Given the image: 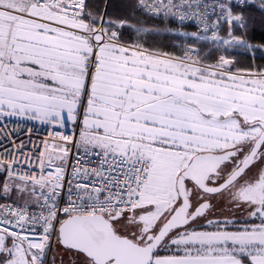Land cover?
Listing matches in <instances>:
<instances>
[{"label":"snow or ice","instance_id":"obj_1","mask_svg":"<svg viewBox=\"0 0 264 264\" xmlns=\"http://www.w3.org/2000/svg\"><path fill=\"white\" fill-rule=\"evenodd\" d=\"M253 8L264 0L136 2L167 34L250 53L233 25ZM125 26L147 31L87 0H0V264H47L53 243L69 264H264V67L206 64L196 44L149 52ZM25 121L79 131L49 132L33 172ZM218 204L245 221L208 219Z\"/></svg>","mask_w":264,"mask_h":264},{"label":"trees","instance_id":"obj_2","mask_svg":"<svg viewBox=\"0 0 264 264\" xmlns=\"http://www.w3.org/2000/svg\"><path fill=\"white\" fill-rule=\"evenodd\" d=\"M133 0H109L108 4L105 7L104 0H87L88 8H91L95 12L104 14V20H112L114 22H119L121 20L125 21L126 24H132L135 20L140 21L144 25H149L151 30H149L146 35L137 34V32L132 27H122L119 28L121 39L124 42L135 44L139 39L140 43L145 47L157 49L162 52H173V53H183V50L177 46L176 41L179 44H183L184 39L176 35L167 34L163 29L165 28V23L163 21H152L150 19L136 18L133 14ZM106 9V11H105ZM240 9L237 7L236 11ZM244 11L249 13L247 28L241 34L248 39V41L264 45V13L256 9H244ZM109 27L107 23L104 25ZM170 27H173L174 24H170ZM234 26V25H233ZM227 24L222 25V33L227 32ZM185 29L189 30L185 27ZM156 30V31H154ZM233 32H240L237 28L233 27ZM188 41V40H187ZM201 51V57L209 60H217L218 56L221 53L217 50H211L206 55L203 53L205 46L199 44ZM257 54L254 55V58L249 56V54L243 50L242 47L232 48L227 52L228 58L234 59L233 68H251L250 65L254 67H264V56L258 55L260 52L259 49L256 50ZM225 54V51H224Z\"/></svg>","mask_w":264,"mask_h":264},{"label":"built area","instance_id":"obj_3","mask_svg":"<svg viewBox=\"0 0 264 264\" xmlns=\"http://www.w3.org/2000/svg\"><path fill=\"white\" fill-rule=\"evenodd\" d=\"M108 1L109 0H104V3H105V7L106 5L108 4ZM134 1V10H135V14L137 16H139L140 18H144V19H150L152 21H162L161 19H157L155 17H152V16H149V15H144L141 11L137 10L136 9V2L137 0H133ZM104 16V14H103ZM214 19V17H213ZM174 26H177L175 23H173ZM224 23L222 22L220 24V28L222 27ZM99 26V25H98ZM186 28L189 29V31H194L196 30L195 29V25L194 24H188L186 26ZM208 35H211V32L208 33ZM129 44H132V43H129ZM142 47V46H140ZM162 53H168L170 55H174V56H181L183 55V53H172V52H162ZM199 56L200 58L201 57V54L199 52ZM203 62L204 63H214L216 60H209V59H205V58H202ZM256 67H253V69H255ZM235 70V69H234ZM15 124V121L9 123L8 127L9 129H11ZM24 128H32V133H31V136H27L25 135L24 131L22 130L20 133H19V136H18V140L19 139H23L24 142H25V148H24V151L25 152H29V153H32V162H33V167H32V171L33 172H38L39 169H38V164L35 160V157L36 155L39 154L40 151H43V147H42V144H41V141L42 140H45V139H48V134L49 132H62L64 133L65 135H73V133L75 132L76 134H78V128H75V127H72V128H58V127H53L51 125H48V124H41L39 122H33V121H25L24 122ZM29 140L32 141V143L29 142ZM92 162H93V165H95L96 163V158L93 157L92 158ZM75 163V155H74V150H73V153L70 154V157H69V173L71 172V169H72V165ZM27 165L24 166L25 170H27ZM2 202V201H0Z\"/></svg>","mask_w":264,"mask_h":264},{"label":"rangeland","instance_id":"obj_4","mask_svg":"<svg viewBox=\"0 0 264 264\" xmlns=\"http://www.w3.org/2000/svg\"><path fill=\"white\" fill-rule=\"evenodd\" d=\"M135 8H134V5H133V14H134V16L136 17V18H139L136 14H135V10H134ZM137 22H138V20H135V22L134 23H132V25H136V26H139V27H143V28H145V29H147V31H144V32H140V33H137V34H140V35H146V34H148L147 32L151 29L150 28V26L149 25H144V24H142L140 21V23L139 24H137ZM233 27H235V28H237L238 29V31L240 32V34H238V32H234V34L235 35H237V36H240V35H243V34H241V33H243L244 31H245V29H240L239 27H237L235 24H234V26ZM171 28H173V29H176L177 28V26H173V27H171ZM222 27L220 28V34L221 35H224L225 37H226V32H223L222 33ZM164 30V29H163ZM181 30H186V31H189V30H187V29H181ZM154 31H156V30H154ZM179 36V35H178ZM180 38H183L184 39V42H183V44L184 43H188V44H196V46L200 49V52H202L201 51V48H200V46H199V44H203L204 46H205V49H204V51H203V53L206 55L208 52H210L211 50H214V49H217L220 53H221V55H225V56H227L228 57V55H227V52L229 51V50H232V48H227V49H225V47L224 46H217V45H215L214 43H211V42H195V41H193V40H191V39H188V41L186 40L185 41V38L184 37H181V36H179ZM247 39V38H246ZM248 40V39H247ZM136 41H138L137 42V44H140V40L139 39H136ZM249 43H251V44H254V45H257L258 47H256V48H254L253 50H252V53H254V55L255 54H257V49H259V53H258V55H263L264 56V45H261V44H255V43H252V42H250V41H248ZM142 43V42H141ZM183 44H178V47H180L181 49H182V46H183ZM236 48V47H235ZM243 48V47H242ZM243 50H245L248 54H249V56H251L252 58H254V55L252 54V53H250L249 52V50L248 49H245V48H243ZM224 51H225V54H224ZM253 65H255V64H253ZM253 65H250L251 66V68H253L254 66ZM256 66V65H255ZM247 214V213H246ZM208 219H211L209 216L207 217ZM219 218H221L220 220H223V219H225V218H228V217H225V216H222V217H219ZM197 223L198 224H203V223H205V221L204 220H198L197 221ZM230 227V226H229ZM240 226H234V229H233V227H231V228H229L228 230H236L237 228H239ZM204 230H209V231H211V230H214L213 228H211V227H208V228H206V229H204ZM166 254H170V253H167V252H165V251H161L160 252V255H166ZM53 256H55V264H61V258L63 257V264H69V257H68V255H66V254H63L62 253V251L60 250V249H58L57 247H56V245L53 243V245H52V250L48 253V263L47 264H52V260H51V258L53 257Z\"/></svg>","mask_w":264,"mask_h":264},{"label":"flooded vegetation","instance_id":"obj_5","mask_svg":"<svg viewBox=\"0 0 264 264\" xmlns=\"http://www.w3.org/2000/svg\"><path fill=\"white\" fill-rule=\"evenodd\" d=\"M211 219H221L219 217L225 216L228 217L227 219H235L237 221L235 226H241L242 223L245 221V217L247 216L246 212L241 210H232L230 206L224 204H218L217 207L213 210L212 213L208 215ZM258 223L259 221H252L249 220L248 223ZM234 226H230L229 228Z\"/></svg>","mask_w":264,"mask_h":264},{"label":"crops","instance_id":"obj_6","mask_svg":"<svg viewBox=\"0 0 264 264\" xmlns=\"http://www.w3.org/2000/svg\"><path fill=\"white\" fill-rule=\"evenodd\" d=\"M150 30H151V29H150ZM176 36H178V35H176ZM178 37H179V36H178ZM135 44H136V45H139V46H142V48L147 49L149 52H162V51H159V50H157V49H153V48L145 47V46L142 45L141 43H140V44L135 43ZM176 44H177V46H178L179 42L176 41ZM172 53H173V52H172ZM53 127L61 128L59 125H56V126H53ZM72 127H75V126H73L72 124L68 123V124H66V126L63 127V128H72ZM78 131H79V130H78Z\"/></svg>","mask_w":264,"mask_h":264},{"label":"bare ground","instance_id":"obj_7","mask_svg":"<svg viewBox=\"0 0 264 264\" xmlns=\"http://www.w3.org/2000/svg\"><path fill=\"white\" fill-rule=\"evenodd\" d=\"M48 263V262H47Z\"/></svg>","mask_w":264,"mask_h":264}]
</instances>
